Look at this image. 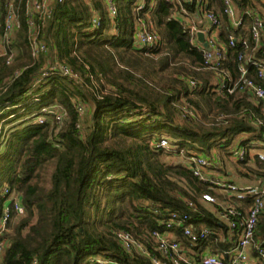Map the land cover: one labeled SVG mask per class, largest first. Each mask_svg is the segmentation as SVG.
I'll use <instances>...</instances> for the list:
<instances>
[{
  "label": "trees",
  "instance_id": "16d2710c",
  "mask_svg": "<svg viewBox=\"0 0 264 264\" xmlns=\"http://www.w3.org/2000/svg\"><path fill=\"white\" fill-rule=\"evenodd\" d=\"M140 2L114 0L117 16L111 20L105 0H53L51 15L42 20L39 13L29 14L27 0H0V25L10 3L20 22L0 57V189L7 187L25 209L23 215L13 213L0 264H152L126 252L116 233H130L157 256L150 234L163 232L162 222L172 212L186 213L195 226L211 231L190 245L174 230L189 255L234 245L219 207L200 198L209 186L163 155L182 150L229 157L228 145L237 135L247 136L240 145L261 138L264 126L255 124L264 123L262 103L217 90L216 76L190 44L176 0H142L138 10ZM237 4L242 10L251 1ZM182 6L195 11L193 4ZM207 7L221 22L218 43L226 57L220 68L237 78L236 58L244 49L240 42L229 48L228 36L241 30L222 14V0H208ZM139 20L152 24L159 36L155 47L135 43ZM30 21L47 48L37 59L31 56ZM244 25L250 27L249 18ZM245 36L252 50L250 34ZM253 57L264 60V38ZM56 64L71 75L52 71ZM249 77L257 80L252 68ZM191 79L197 81L193 87ZM185 107L196 117H183ZM41 114L47 117L42 125L35 122ZM199 115L207 126L192 122ZM161 138L170 150L155 148ZM245 162L237 164L244 168ZM255 165L262 168L257 159ZM228 235L233 243L221 239ZM254 242L264 249V209Z\"/></svg>",
  "mask_w": 264,
  "mask_h": 264
},
{
  "label": "built area",
  "instance_id": "2783aa9c",
  "mask_svg": "<svg viewBox=\"0 0 264 264\" xmlns=\"http://www.w3.org/2000/svg\"><path fill=\"white\" fill-rule=\"evenodd\" d=\"M51 1L53 0H27L29 14L31 12L39 13L40 18L44 20V18L51 15L49 5ZM169 1L174 2L175 0ZM176 1L180 5L182 25L189 34L190 44L201 52L205 70L212 71L216 76L217 90L228 95H245L255 106L262 103V117H264V60H255L253 57L254 52L261 46V41L264 38V1L250 0L251 6L240 10L237 4L239 0H222V14L228 19L233 29L241 30L238 36H228L229 48L235 49L240 42L244 49L236 58L237 78H234L228 69L220 68L226 57V48L218 43L221 22L219 16L208 9V0ZM105 4L109 19L114 20L117 16L114 0H105ZM183 4H193L195 6L194 13L188 12L182 6ZM142 8L143 3L141 0L138 10H142ZM246 18L250 19L249 28L244 25ZM93 24L98 26L97 18L93 20ZM19 27L20 22L17 12L13 4L10 3L4 23L0 25V57L6 56V45L10 43L13 32ZM29 27L31 56L33 59H37L40 54L47 53V48L44 43L39 41L38 33L35 31L32 21L29 22ZM247 32L254 43L252 50L245 36ZM198 33L203 34V43L199 42ZM158 42L159 36L152 28V24L139 20V29L135 32L137 46L153 48ZM204 44L207 47H204ZM250 68H252L257 80L249 77ZM51 70H59L63 76L71 75V71L67 66L56 64ZM44 75H48V73ZM188 84L193 87L197 84V81L191 79ZM78 111L80 114L84 113V107L80 104H78ZM46 112H49V109L43 108L42 113ZM182 114L183 117H196L195 113L186 107L183 108ZM60 120L61 115L58 114L56 122L60 123ZM46 121L47 117L43 114L35 120L40 125ZM255 125L263 127L264 123L261 119H257ZM250 145L259 149L253 159H257L262 168L258 170V174H254L252 181L245 184L227 180L219 172L224 168L225 161L218 152H212L210 157L195 151L184 152L180 150L177 154L183 157V164L191 172L193 178L209 186L210 192L201 194L200 198L204 203L221 207V219L226 220L229 232L236 237V241L231 248L218 253L207 251L195 256L189 255L187 250L169 234H173L174 230L178 229L190 245H194L206 240L211 231L205 226H195L186 213L172 212L162 222L164 231L154 230L150 234L153 241V250L158 254L157 256L152 255L147 248L136 242L130 233L121 231L116 235L124 250L128 253L141 254L149 258L152 264H264V249L256 246L254 242L258 219L264 209V132L260 139L249 141L230 152L228 158L236 164L248 161ZM155 148L168 151L170 145L167 139L161 138L155 144ZM246 164L247 162H245ZM245 169L246 167L244 168L245 174H249ZM218 172L222 176L217 175ZM1 197L4 201H9V206L3 207L1 205L0 207V256L7 246L3 236L8 230V224L13 218V213L18 216L23 215L25 212L21 202L9 198L11 195L7 187L3 189ZM218 197L222 199V202L219 201ZM187 206L189 209L195 210V205L192 202H187ZM104 264L117 263L104 262Z\"/></svg>",
  "mask_w": 264,
  "mask_h": 264
},
{
  "label": "rangeland",
  "instance_id": "374dc122",
  "mask_svg": "<svg viewBox=\"0 0 264 264\" xmlns=\"http://www.w3.org/2000/svg\"><path fill=\"white\" fill-rule=\"evenodd\" d=\"M52 2V1H51ZM52 3H50L49 5H51ZM30 7V6H29ZM138 29H139V25L137 24V25H135V31H138ZM47 109H49V108H47ZM183 118L180 116L179 117V120H182ZM192 122H195V123H202L203 125H206V123H205V121H202L201 120V118H200V115H199V117H197L195 120H193ZM207 126V125H206ZM245 139H247V136L246 135H237L234 139H233V141L231 142V144H229L228 145V151H230V152H232V151H234V150H236V149H238L239 147H240V141H242V140H245ZM249 150H250V156H249V159H248V161H247V166H252V165H254V161H253V158H254V155L256 154V152L259 150L258 148H256V147H254V146H252V145H250L249 146ZM222 157H223V159H224V161H225V165L224 166H229V164H233V162H232V160L230 159V158H228V156L227 155H224L222 152H218ZM163 160L165 161V162H169V163H178V162H180V163H183V157L181 156V155H176V154H174V155H166V154H164L163 155ZM231 162V163H230ZM234 165V167H235V169H237V170H240V167H242L241 165H239V164H236V163H234L233 164ZM257 170V169H256ZM217 175H219V176H222V174H220L219 172L218 173H216ZM2 188L0 189V193L2 192ZM9 198H12V199H14L16 202H19L20 203V200H19V198L16 196V195H11V197H9ZM220 202H222V200H219ZM3 207H8L9 206V201L8 200H5L4 202H3ZM219 209L221 210V207H219ZM16 218H15V216L11 219V222H13L14 220H15ZM223 221H224V223L226 224V220H224V219H222ZM10 222V223H11ZM230 237V236H229Z\"/></svg>",
  "mask_w": 264,
  "mask_h": 264
},
{
  "label": "crops",
  "instance_id": "0c3cea01",
  "mask_svg": "<svg viewBox=\"0 0 264 264\" xmlns=\"http://www.w3.org/2000/svg\"><path fill=\"white\" fill-rule=\"evenodd\" d=\"M263 17H264V14H263ZM254 161V165L252 166H247V164L245 165L246 167V171L249 173V174H245L244 172V168L243 167H240V170H237L235 169L234 167V163L233 164H229V166H224V168L222 170H219V172H221L223 174V176L227 179V180H230V181H233V182H236V183H241V184H245L249 181H252L254 179V174H257L256 170L257 169V166L255 165V160L253 159ZM231 163V162H230ZM253 170V171H251ZM256 176V175H255ZM197 227H201V226H197ZM169 236H173L175 238V233H171L169 234ZM226 236V238H221L223 241H225L226 243H233L234 242V238L232 236ZM221 237V236H220ZM211 252L209 249L204 251L203 253L205 252ZM197 254V253H196ZM198 255V254H197Z\"/></svg>",
  "mask_w": 264,
  "mask_h": 264
},
{
  "label": "water",
  "instance_id": "95a60500",
  "mask_svg": "<svg viewBox=\"0 0 264 264\" xmlns=\"http://www.w3.org/2000/svg\"><path fill=\"white\" fill-rule=\"evenodd\" d=\"M197 38H198L199 42H201V43L204 42V36L202 33H198ZM204 47H207L206 44H204Z\"/></svg>",
  "mask_w": 264,
  "mask_h": 264
}]
</instances>
